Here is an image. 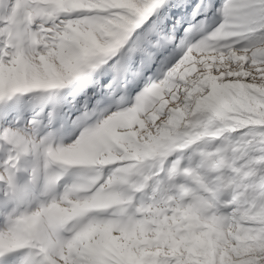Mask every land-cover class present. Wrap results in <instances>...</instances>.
I'll return each instance as SVG.
<instances>
[{"label": "snow or ice", "instance_id": "6c2138e0", "mask_svg": "<svg viewBox=\"0 0 264 264\" xmlns=\"http://www.w3.org/2000/svg\"><path fill=\"white\" fill-rule=\"evenodd\" d=\"M16 7L13 0L0 12V104L27 94L44 107L27 120L0 112V235L15 230L20 203L31 201L27 213L39 215L78 175H98L92 192L119 203L26 230V247L0 246V264H126L83 240L102 230L119 243L149 236L132 248L152 253L143 264H195L186 241L202 235L213 264H264V0H25L23 14ZM87 33L109 50L89 48ZM66 63L73 77L63 76ZM56 74L60 86L33 87ZM221 97L226 108L217 106ZM115 117L134 124L116 129L119 144L102 136ZM30 137L45 149L92 147L119 159L74 169L60 184H42L37 173L35 187H20ZM144 142L162 144L161 157L133 158L128 145ZM172 240L182 246L170 251Z\"/></svg>", "mask_w": 264, "mask_h": 264}, {"label": "rangeland", "instance_id": "374dc122", "mask_svg": "<svg viewBox=\"0 0 264 264\" xmlns=\"http://www.w3.org/2000/svg\"><path fill=\"white\" fill-rule=\"evenodd\" d=\"M16 10L23 14V5L25 0H14ZM13 0H4L3 4L0 5V12L8 14L12 10ZM106 35V34H105ZM81 38L84 43L91 49H99L101 51L109 50L107 46L101 44L98 39L97 33L81 34ZM75 68L70 64H65L63 76L73 77L75 75ZM63 76L56 74L54 77L49 76L47 79H41L33 82V87L38 88H55L63 83ZM2 87V84H0ZM142 87V85L140 86ZM139 91L137 88L133 93L132 97ZM233 103L237 106L241 105V101L233 98ZM38 96L29 97L27 94L24 96L14 97L12 100L7 101L4 104H0V112L5 109L11 108L14 114L18 115L22 120H27L30 116L39 112V106L43 105ZM217 106L220 108H226L228 106V100L221 97L217 101ZM23 113V114H22ZM240 123L239 121H235ZM247 126V125H244ZM118 127H128L131 129L134 127L132 120L125 117L112 118L108 125L103 128L102 136L111 140L114 143L119 144L122 135L117 132ZM241 130H238V132ZM135 138V134H133ZM163 139V138H161ZM30 146H25V152L31 153L30 163L27 165V170H21L18 176L15 177V183L17 186L23 187L26 184L32 183L34 185L35 175L38 173L42 179V175L46 172L49 178L54 179L57 184H60L66 177L67 173L78 169L82 172L93 171L98 168L107 166L109 163L118 162L119 158H110L111 154L105 155L104 153H98L95 148H80L74 147L71 150L57 151L56 147L49 144L48 147L41 148L40 145L43 143L35 142L32 143V138H29ZM65 142H67L65 140ZM218 144L219 141L217 140ZM128 150L133 153V158L144 161L158 159L161 157L162 144L155 142H144L137 146L136 144H129ZM100 177L89 176V175H78L75 180L68 185L67 195L62 194L59 198V202L55 198H52L46 209H43L39 215L28 214L27 209L31 201H24L19 204L17 211H21V217L16 221V228L13 231H9L5 235H0V246H3L5 241L9 246L15 247H26L23 243V233L36 226L44 227L51 226L58 222H67L72 219L81 218L90 211L101 210L108 207L116 206L119 202L102 198L96 193L92 192V189L99 182ZM42 182V181H41ZM43 184V182H42ZM40 196L39 192L35 193ZM0 193V198H2ZM44 199L43 196H40ZM13 239V241H12ZM149 236L144 232L132 233L125 237L124 243H119L117 238L113 237L110 231L102 230L99 232L92 231L83 234V240L86 243H90L98 248H108L109 250H115L116 254L123 259L126 264H143L144 257L152 255L151 252L141 251L140 255L137 256L133 252L132 248L139 244L148 243ZM152 239H155L153 237ZM12 241L11 244H9ZM9 242V243H8ZM191 247L189 253L192 257L197 258L195 264H201L199 256L204 255L202 264H213V258L211 252L206 246V237L200 236L189 241ZM151 246V244H149ZM182 246L179 241L172 240L169 246L170 251H174Z\"/></svg>", "mask_w": 264, "mask_h": 264}, {"label": "bare ground", "instance_id": "6f19581e", "mask_svg": "<svg viewBox=\"0 0 264 264\" xmlns=\"http://www.w3.org/2000/svg\"><path fill=\"white\" fill-rule=\"evenodd\" d=\"M42 107H44V104L41 105V106H39L38 109L41 110ZM40 110H38V111H40ZM22 114H23V113H22ZM47 179H49V175L47 176V173L45 172V173L42 175V179H41V181L44 183V182H46ZM12 241H13V239H12ZM12 241H11L10 243H9V242H8V243L11 244ZM5 243L7 244V241H5ZM12 244H13V243H12Z\"/></svg>", "mask_w": 264, "mask_h": 264}]
</instances>
